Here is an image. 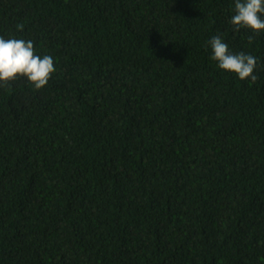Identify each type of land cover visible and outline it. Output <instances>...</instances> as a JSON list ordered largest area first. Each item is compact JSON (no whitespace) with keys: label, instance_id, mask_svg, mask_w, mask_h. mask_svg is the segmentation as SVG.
Listing matches in <instances>:
<instances>
[{"label":"trees","instance_id":"16d2710c","mask_svg":"<svg viewBox=\"0 0 264 264\" xmlns=\"http://www.w3.org/2000/svg\"><path fill=\"white\" fill-rule=\"evenodd\" d=\"M234 4L0 0L56 68L0 86V264H264V30Z\"/></svg>","mask_w":264,"mask_h":264},{"label":"clouds","instance_id":"9594fccd","mask_svg":"<svg viewBox=\"0 0 264 264\" xmlns=\"http://www.w3.org/2000/svg\"><path fill=\"white\" fill-rule=\"evenodd\" d=\"M234 15L230 23L235 31L250 29L259 34L264 30V0H235ZM23 24L17 29L22 31ZM249 43L252 37H249ZM212 49L211 59L218 62L222 70L236 74L241 80L255 83L257 58L244 52L232 53L220 35L208 42ZM56 72L54 59L50 55L43 57L35 54L34 43L24 39H5L0 37V86L26 77L37 90L43 89Z\"/></svg>","mask_w":264,"mask_h":264}]
</instances>
